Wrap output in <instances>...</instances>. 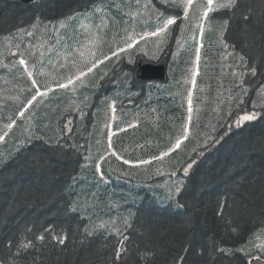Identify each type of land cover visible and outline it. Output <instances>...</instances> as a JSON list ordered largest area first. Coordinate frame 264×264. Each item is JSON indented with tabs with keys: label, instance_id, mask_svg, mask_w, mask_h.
<instances>
[{
	"label": "trees",
	"instance_id": "16d2710c",
	"mask_svg": "<svg viewBox=\"0 0 264 264\" xmlns=\"http://www.w3.org/2000/svg\"><path fill=\"white\" fill-rule=\"evenodd\" d=\"M101 1L0 0V37L37 20L85 13ZM110 1H103L108 8ZM238 7L224 40L262 77L264 0H239ZM168 11L179 25L181 9ZM189 46L195 60L198 42L182 40L165 84L136 81L135 64L122 62L104 81H88L80 96L66 88L48 98L46 113L38 101L28 122L18 119L28 97L14 112H2L7 123L14 119L19 125L7 135L8 149L0 157V264H249L252 255L239 248L264 230V109L232 131L227 125L237 113L222 118L218 129L208 127L210 113L201 114L199 122L193 119V155L181 163L154 160L136 169L115 155L140 163L160 157L182 139L191 85L183 64ZM214 46L201 50L200 66L208 63L210 70L207 95L223 99L219 76L227 58L223 45ZM259 82L256 78L252 86ZM51 108L58 110L55 118ZM67 116L75 119L69 135ZM108 124L115 132L114 154L107 152L105 136L97 141ZM206 138L210 145L194 164ZM188 165L193 169L186 173ZM173 171L185 179L175 195L157 183Z\"/></svg>",
	"mask_w": 264,
	"mask_h": 264
},
{
	"label": "rangeland",
	"instance_id": "374dc122",
	"mask_svg": "<svg viewBox=\"0 0 264 264\" xmlns=\"http://www.w3.org/2000/svg\"><path fill=\"white\" fill-rule=\"evenodd\" d=\"M103 1L85 13L62 19L60 22H36L27 31L21 29L16 32L17 34L9 36L7 42L0 48V70L3 71L0 74H9L11 79L6 81L0 78V88L5 90L0 92V97L11 98L16 96L18 99L7 109L0 108V114L2 112H14L19 107L22 98L26 97L33 88L38 91L39 95H42L40 96L42 99L40 104L44 106L46 113L48 111L46 104L48 98L57 97L62 93V91L53 92L55 88L66 91V88L61 87V85L69 86L75 80H78L79 83L98 82L111 71L121 56L127 57L130 62L134 59L131 49H134L135 42H138L136 47L138 52L155 56V49L160 48L158 45L160 36H154L152 31L156 30L155 34L162 32L161 15L156 12L160 9L155 6V1L125 0V2L120 3L111 0L109 8V2L104 3ZM102 2L106 9L100 12L102 11ZM160 2L171 8L181 7L184 9L183 17L185 20L179 30H181L183 42L190 45L196 42L198 34L204 43L213 35L217 36L225 21L222 16L225 13L229 15L228 12L235 5L236 0H212L211 5L208 4V0H191V3L188 0H160ZM205 12H207V16L204 15ZM45 24L47 27L55 24L58 31H53V27L47 28ZM81 27H84V31L81 30ZM175 29V25L164 29L165 33L168 34L167 41L171 35H174ZM151 37L153 40H150ZM180 41L181 38L176 50L180 48ZM125 44L128 45L124 51L126 53L116 56L118 53H122ZM155 44L158 45L156 48H154ZM48 46L51 50L46 52ZM187 48V54L190 57H186L183 61L184 73L186 75L190 73L191 77L195 66L196 75L202 71V67L199 63L195 64L192 58L191 53L194 47L189 46ZM111 57L113 58L111 59ZM21 60L24 63H21ZM190 77H185V79L188 78V83H191ZM198 78L204 82L208 79L204 74H200ZM193 81L196 79L194 78ZM200 86L203 87L202 84L197 83V86L192 90V95L196 99H202L196 104L195 122H199L202 117L201 114L218 113L223 105L222 99L214 103L209 102V96ZM78 89L79 85L75 86V90ZM15 93L16 95H14ZM248 95L249 89L247 88L243 92V96L248 97ZM255 99L257 109H264V84L258 89ZM2 104L0 101V106ZM257 109L253 107L251 111L246 110L244 115H253L256 118L259 115L255 112H261ZM30 111L32 114V110ZM56 113H58L57 108H51L53 118H55ZM239 119L235 121L234 125L246 122L238 123ZM206 120L207 117H204L203 121ZM30 126L33 127V122L30 123ZM196 129L197 125L194 126V131ZM193 139L194 134L189 139L187 148L179 152L181 157L187 152L190 154ZM171 185L176 186L175 184ZM239 249L245 254H258L259 257L264 258V230L254 234L253 238Z\"/></svg>",
	"mask_w": 264,
	"mask_h": 264
},
{
	"label": "water",
	"instance_id": "95a60500",
	"mask_svg": "<svg viewBox=\"0 0 264 264\" xmlns=\"http://www.w3.org/2000/svg\"><path fill=\"white\" fill-rule=\"evenodd\" d=\"M21 3H32L34 0H15ZM166 58L159 65L148 64L143 59L138 62V69L136 72V77L138 80H164L165 78V66ZM250 264H264L260 260H252Z\"/></svg>",
	"mask_w": 264,
	"mask_h": 264
},
{
	"label": "snow or ice",
	"instance_id": "6c2138e0",
	"mask_svg": "<svg viewBox=\"0 0 264 264\" xmlns=\"http://www.w3.org/2000/svg\"><path fill=\"white\" fill-rule=\"evenodd\" d=\"M188 2L191 3V0H188ZM208 4L211 5V4H212V0H208ZM223 6H229V5H223ZM204 15L207 16V12H205ZM174 22H175V21H174V18H173V19H167L166 23H165V24L163 25V27L161 28V31H163L164 28H167L168 25H171V24H173ZM153 34L155 35V33H153ZM197 51H199V50H197ZM21 63H24V61L21 60ZM89 71H91V69H89ZM252 71H253V73L255 72L254 69H253ZM61 87H66V85H61ZM33 99H35V97H33ZM21 115H23V113H21ZM252 119H254V116H253V115H247V114H246V115H243V116L240 117L238 123H239V122H242V121L252 120ZM10 126H11V125H9V127H10ZM0 139H3V137L0 136ZM179 145H180V141L177 140L175 147L178 148ZM165 155H167V153H165ZM124 162H125V163H129V161H127V160H125ZM144 163H147V162L144 161ZM185 171H186V170H185ZM99 227H103V225H100ZM59 242H60V243H63L64 241H63V240H60ZM24 247H27V245H24Z\"/></svg>",
	"mask_w": 264,
	"mask_h": 264
}]
</instances>
